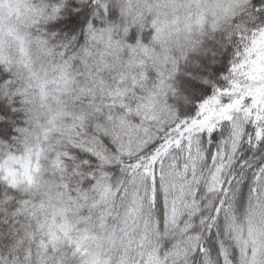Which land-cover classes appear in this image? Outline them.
<instances>
[{
	"label": "snow or ice",
	"instance_id": "1",
	"mask_svg": "<svg viewBox=\"0 0 264 264\" xmlns=\"http://www.w3.org/2000/svg\"><path fill=\"white\" fill-rule=\"evenodd\" d=\"M0 264H264V0H0Z\"/></svg>",
	"mask_w": 264,
	"mask_h": 264
}]
</instances>
